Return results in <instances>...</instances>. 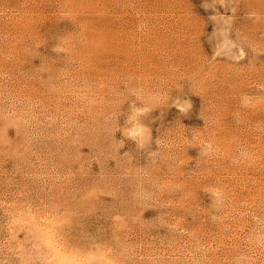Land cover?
Instances as JSON below:
<instances>
[{
	"label": "rangeland",
	"instance_id": "374dc122",
	"mask_svg": "<svg viewBox=\"0 0 264 264\" xmlns=\"http://www.w3.org/2000/svg\"><path fill=\"white\" fill-rule=\"evenodd\" d=\"M0 264H264V0H0Z\"/></svg>",
	"mask_w": 264,
	"mask_h": 264
}]
</instances>
